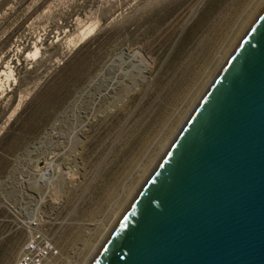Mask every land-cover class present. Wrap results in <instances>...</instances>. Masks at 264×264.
I'll return each instance as SVG.
<instances>
[{
	"label": "rangeland",
	"instance_id": "rangeland-1",
	"mask_svg": "<svg viewBox=\"0 0 264 264\" xmlns=\"http://www.w3.org/2000/svg\"><path fill=\"white\" fill-rule=\"evenodd\" d=\"M263 8L0 0V264L34 232L86 264Z\"/></svg>",
	"mask_w": 264,
	"mask_h": 264
},
{
	"label": "water",
	"instance_id": "water-1",
	"mask_svg": "<svg viewBox=\"0 0 264 264\" xmlns=\"http://www.w3.org/2000/svg\"><path fill=\"white\" fill-rule=\"evenodd\" d=\"M91 264H264V8Z\"/></svg>",
	"mask_w": 264,
	"mask_h": 264
},
{
	"label": "built area",
	"instance_id": "built-area-1",
	"mask_svg": "<svg viewBox=\"0 0 264 264\" xmlns=\"http://www.w3.org/2000/svg\"><path fill=\"white\" fill-rule=\"evenodd\" d=\"M59 249L40 232L31 233L15 264H62Z\"/></svg>",
	"mask_w": 264,
	"mask_h": 264
},
{
	"label": "bare ground",
	"instance_id": "bare-ground-1",
	"mask_svg": "<svg viewBox=\"0 0 264 264\" xmlns=\"http://www.w3.org/2000/svg\"><path fill=\"white\" fill-rule=\"evenodd\" d=\"M75 131V130H74ZM50 132V131H49ZM49 132H47V134H49ZM52 132V131H51ZM46 134V135H47ZM76 134H77V132L75 131V132H73V133H71V135H72V140L73 139H75V136H76ZM70 136V135H69ZM50 137V136H49ZM59 142V141H58ZM59 144H61V143H59ZM169 145V144H168ZM47 158V157H46ZM45 158V159H46ZM45 166H46V172L44 173V174H40L41 175V180H40V182H38V184H42V183H44V182H46L45 184H50V182H51V179H52V175L55 173V169H56V166H57V162H56V158H53L52 157V159L49 161H47V162H45ZM39 167V166H38ZM44 171V170H43ZM41 172V171H40ZM35 188V187H34ZM132 199V198H131ZM131 199L130 200H128V202H127V204L126 205H128L129 203H130V201H131ZM114 222V221H113ZM112 224L113 223H111L110 224V228H108V230L106 231V233H105V236H104V238H102L103 239V241L100 243V244H98V246H96L95 247V249H94V251H93V253L91 254V256H90V258L87 260V262H86V264H91V261L95 258V256H96V252H98L99 250H97L100 246H101V244L102 243H105V241L107 240V238L106 237H108V235H109V231L111 230V227H112Z\"/></svg>",
	"mask_w": 264,
	"mask_h": 264
}]
</instances>
